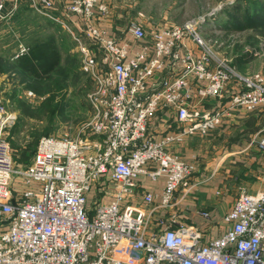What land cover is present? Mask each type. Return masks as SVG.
<instances>
[{
  "label": "built area",
  "instance_id": "2783aa9c",
  "mask_svg": "<svg viewBox=\"0 0 264 264\" xmlns=\"http://www.w3.org/2000/svg\"><path fill=\"white\" fill-rule=\"evenodd\" d=\"M7 1L0 0V21ZM29 1L38 13L65 23L80 45L94 82L89 129L103 139L43 136L32 161L18 168L5 131L14 115L0 98V264H264V190L242 191L224 216L228 230L207 242L177 214L147 225L149 207L173 205L195 171L170 145L211 129L236 109L264 108V74L243 77L219 59L202 17L153 27L132 19L126 32L143 44L132 52L100 25L113 0H69L70 23L54 15V0ZM210 100L217 110L205 109ZM163 109L187 126L158 138L149 127ZM142 174L164 179L161 195L139 190Z\"/></svg>",
  "mask_w": 264,
  "mask_h": 264
},
{
  "label": "rangeland",
  "instance_id": "374dc122",
  "mask_svg": "<svg viewBox=\"0 0 264 264\" xmlns=\"http://www.w3.org/2000/svg\"><path fill=\"white\" fill-rule=\"evenodd\" d=\"M253 1L264 3V0H126L116 10L123 14L120 20L124 28L139 12L145 16L151 12L157 16L167 14L174 24L202 17L206 20V36L215 42V55L235 67L241 76L250 77L254 73L264 74V21L258 27L242 30L232 28L229 22L231 15L239 14L240 10L248 8L251 14L257 10L260 13L262 8ZM57 6L60 4L56 5L59 9ZM56 8L53 11L68 23ZM6 12L0 23V98L14 115L5 131L17 167H25L32 161L40 138L46 135L101 141L103 136L89 129L95 117L90 102L94 82L84 70L81 47L68 27L35 11L29 0H15ZM121 31L114 29L115 34L120 35ZM51 50L57 53L58 61L45 72L33 55L36 51ZM27 58L35 64H15ZM236 84L237 81L231 83V91Z\"/></svg>",
  "mask_w": 264,
  "mask_h": 264
},
{
  "label": "crops",
  "instance_id": "0c3cea01",
  "mask_svg": "<svg viewBox=\"0 0 264 264\" xmlns=\"http://www.w3.org/2000/svg\"><path fill=\"white\" fill-rule=\"evenodd\" d=\"M68 1L54 0V9L56 5L60 4L57 6L59 9H56L70 23L71 18L65 13V6ZM122 1L126 2V0L112 1V13L107 19H103L100 25L109 34L117 36L120 42L127 41L132 52L140 51L143 44L141 42L136 43L130 37L126 32L127 25L125 28L121 27L122 21L120 19H122L123 14L118 13L116 9L121 7ZM14 2L15 0H8L7 8L9 4ZM54 15L59 16L56 12ZM157 15L151 12L145 16L144 13L139 12L134 19L140 20L148 27L160 26L173 21L167 14ZM55 21L60 23L58 20ZM116 28L122 30L120 35L115 34L114 29ZM188 47L197 53L198 49L192 42H188ZM187 50L183 48L182 52ZM160 78H162L161 75H159ZM205 107L214 111L217 110L215 100L206 102ZM184 126L187 124L179 121L174 111L163 109L150 123L149 132L151 135L161 138L167 133L173 134L181 131ZM263 129L264 108L254 112L242 109L223 115L219 124L205 132L197 130L186 133L181 141L171 144V152L183 157L188 162L194 163L195 171L189 183L177 191L173 205L159 208H156L155 205L149 207L148 227L151 228L159 217L177 214L183 225L194 227L201 233L202 242H207L225 233L229 224L224 221V216L233 207L239 194L242 191L254 193L264 190ZM137 181L141 192L150 191L161 195L164 190L163 178L154 181L142 174L137 178ZM97 194L98 188L95 187L88 196L91 205L97 201ZM103 199L104 202L112 200L110 197ZM156 203L160 205V199ZM205 211L209 212V218L204 217L203 212Z\"/></svg>",
  "mask_w": 264,
  "mask_h": 264
},
{
  "label": "trees",
  "instance_id": "16d2710c",
  "mask_svg": "<svg viewBox=\"0 0 264 264\" xmlns=\"http://www.w3.org/2000/svg\"><path fill=\"white\" fill-rule=\"evenodd\" d=\"M256 4V7H261V12L258 13V10L251 14L250 10L244 9L240 10V13L237 14H232L231 15V21L229 22V25L232 28L242 30L246 29L247 27H258L261 25V23L264 21V3L260 4L258 1H253ZM37 59V63H39V68L40 66L42 67V70L45 72L50 71L54 64L58 61V56L57 53L53 50L51 51H36V54L33 55ZM29 58V57H28ZM26 59V60H18L15 64H18L19 66H25V64H35V62L31 61V59ZM35 67V71H36ZM39 75V74H37Z\"/></svg>",
  "mask_w": 264,
  "mask_h": 264
}]
</instances>
